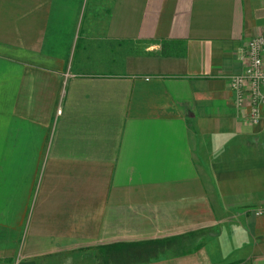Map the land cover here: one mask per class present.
<instances>
[{
    "label": "crops",
    "instance_id": "obj_1",
    "mask_svg": "<svg viewBox=\"0 0 264 264\" xmlns=\"http://www.w3.org/2000/svg\"><path fill=\"white\" fill-rule=\"evenodd\" d=\"M259 34L264 0H0V264H264Z\"/></svg>",
    "mask_w": 264,
    "mask_h": 264
},
{
    "label": "built area",
    "instance_id": "obj_2",
    "mask_svg": "<svg viewBox=\"0 0 264 264\" xmlns=\"http://www.w3.org/2000/svg\"><path fill=\"white\" fill-rule=\"evenodd\" d=\"M245 67L241 72L228 77L229 87L234 93L236 107H246L247 121L254 125L261 120L264 107V34L251 38L243 51ZM264 213V208L255 211Z\"/></svg>",
    "mask_w": 264,
    "mask_h": 264
}]
</instances>
